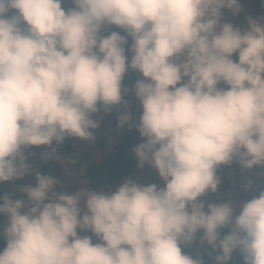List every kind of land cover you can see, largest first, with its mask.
I'll use <instances>...</instances> for the list:
<instances>
[{"label": "clouds", "instance_id": "clouds-1", "mask_svg": "<svg viewBox=\"0 0 264 264\" xmlns=\"http://www.w3.org/2000/svg\"><path fill=\"white\" fill-rule=\"evenodd\" d=\"M63 2L0 0V185L33 178L0 195V264H232L235 253L264 264V190L249 199L248 181L239 205L209 199L222 167L264 169V17L235 25L241 0ZM113 109L162 187L67 191L29 163L45 149L43 160L75 164L59 146L95 143ZM197 242L207 260L183 251Z\"/></svg>", "mask_w": 264, "mask_h": 264}, {"label": "trees", "instance_id": "trees-1", "mask_svg": "<svg viewBox=\"0 0 264 264\" xmlns=\"http://www.w3.org/2000/svg\"><path fill=\"white\" fill-rule=\"evenodd\" d=\"M241 3L244 11L241 13L239 17L236 18L242 20L244 24H247V21L245 19L246 16H251L253 18H256L253 10H257L264 13V0H254L253 5H251L250 3L244 0H241ZM228 16L231 17L230 14H228ZM239 26L241 27L242 25ZM112 30L120 31L119 29L116 28H113ZM129 44H131V41H129ZM138 78H140V75L134 72L132 75H130L128 78L124 80V85L129 89H131L133 88ZM130 94L125 96V100L128 101V103L130 101ZM121 110H123V106H121ZM117 117H118V112L116 109H113L111 115L102 113V117L100 118L101 121L100 127L106 128V130L108 131L103 135L96 136V141H95L96 145L101 148L105 147L110 140L116 138H120V142L116 145L115 153L113 155L106 157L99 162H93L86 167L80 178L87 180V184H88L87 186H92V187L107 186L108 188L113 189L114 187L119 185L125 178L134 174L139 168L138 161L132 149L138 144L140 135L135 130V128L129 129L127 126H125V128L119 129L117 127V123H118ZM85 143H89V142H85ZM61 148L60 147L58 148V152L61 156L63 155L61 152H68L67 153L68 155L66 156V160L69 158L75 159L74 154L78 150V147L76 145L69 142H64V144L61 145ZM90 158H91V153L86 152L82 156L80 161L74 164V167H76L78 170H83L84 163L88 162ZM55 161L56 160H49L50 163ZM234 168L241 169L238 164L234 163L230 167H222L219 170V172L224 175L223 179L221 180L222 182H221L220 190L226 191L229 190L231 187L237 185V179L229 174V172ZM254 170L256 169H253L252 171ZM4 192H12V190L9 189V183L0 185V195H2ZM4 223H6V218L0 217V224H4ZM226 232L227 230H225V232L222 233V235L226 234ZM93 241L96 242V238L94 236H93ZM5 247H6V241L3 238H0V252H2ZM198 251L204 254L206 260L208 259L207 250L201 249L200 247L198 250L191 251L188 254L192 256H196ZM209 264H211V262H209ZM232 264H242V260L239 254L233 258Z\"/></svg>", "mask_w": 264, "mask_h": 264}, {"label": "rangeland", "instance_id": "rangeland-1", "mask_svg": "<svg viewBox=\"0 0 264 264\" xmlns=\"http://www.w3.org/2000/svg\"><path fill=\"white\" fill-rule=\"evenodd\" d=\"M244 1L250 3L251 5L254 4V0H244ZM249 1H251V2H249ZM62 6L65 9L73 7L71 0H64ZM253 12H254L256 18L264 17L263 12H260L257 10H253ZM228 18L232 19V22L237 26H239V25H242L241 27L247 26V24H244L242 22V20H240V19L232 18L230 16H228ZM133 73L134 72H132L130 70L129 73L126 75L125 79L128 78ZM129 105H130V111L132 113L133 118L135 120H138L142 109L139 105V102L136 100L134 93L130 94ZM102 113L103 112H101L100 116L97 117L98 119H100L102 117ZM107 131L108 130H106V128L100 127L96 132V136L103 135ZM65 142L72 143L78 147L77 152L74 154V157H75L74 160L76 162L80 161V159L82 158V156L86 152L91 153V158L88 162L84 163L83 170L79 171L76 167H74V164L69 165L67 167H64V165L61 164L57 160L55 162H52V163H50L49 160H47V161L43 160L41 158V156H42L43 151H45V149H29L26 154L28 155V158L30 157L29 163L33 165V167L36 171H39L43 174L51 175V176H53V174L55 173L54 177L57 176L58 179L62 181V184H63L65 190L75 191L77 188H79L81 186H87V180L80 178V176L82 175V173L86 169V167L93 162H99L102 159L113 155L115 153L116 145L120 142V138L110 140L107 143V145L105 147H102V148L98 147L96 145V143H85L84 141H80L78 139H66ZM141 142L142 141H141V137H140L138 143H141ZM59 147L61 148V146H59ZM61 153L63 154L62 157L64 158V160H66V156L68 155L67 154L68 152H61ZM229 174L234 176L237 179V185L234 186L229 191H223V190L219 189V191L216 195L210 194V196H209L210 200H212V201H219V200L226 201L229 198H235L237 201V205H239L243 201V199L247 193V192L243 191V186L248 181L252 182V184H253L252 190L255 189L253 192H255L257 190V193L252 194L250 196V194L252 192H249L246 195L245 200H247L249 198V196H250L249 199H251V197L253 195H257L259 193V191L264 190V169L256 168V170H254V171H252V170L247 171V170H242L239 168H234L229 172ZM218 175L221 177V180H222L224 175L220 172H218ZM128 178H131L134 181L141 183V184L155 183V184L163 186V181L160 179L158 173L154 169L149 167L148 165H145L143 169H141L139 167L134 174L128 176L125 179H128ZM32 179H33L32 177H27L22 181H16L14 183H9V189L14 191L20 185L29 183ZM119 185L114 187L112 190H115ZM85 234L92 235L91 233H79V235H85ZM199 247H200L199 243L197 242V244L194 245L193 247L184 248L183 251L186 254H188L191 251L198 250ZM237 254L238 253H235L233 258Z\"/></svg>", "mask_w": 264, "mask_h": 264}]
</instances>
